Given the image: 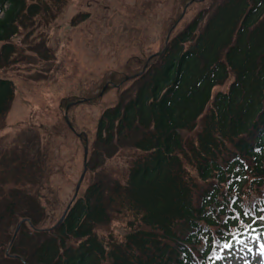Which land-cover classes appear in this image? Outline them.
<instances>
[{"label": "trees", "instance_id": "16d2710c", "mask_svg": "<svg viewBox=\"0 0 264 264\" xmlns=\"http://www.w3.org/2000/svg\"><path fill=\"white\" fill-rule=\"evenodd\" d=\"M67 2L0 0V74L15 70L27 51L15 39L48 28ZM203 11L168 38L161 55H149L140 76L149 56L133 59L138 71L126 63L131 72L103 76L100 91L110 82L118 86L103 93L118 88L115 103H99L100 92L82 95V84L80 97L61 99L63 110L79 98L89 100L73 106L102 108L96 143L112 146V156L116 139L125 140L122 147L132 151L127 167L92 175L58 226L42 227L36 198L0 195L7 200L0 210V264H215L213 241L264 230L258 219L264 216V0H219ZM125 77L134 83L123 90ZM15 95V84L0 77V131ZM73 106L69 120L88 143ZM37 185L21 189L34 192Z\"/></svg>", "mask_w": 264, "mask_h": 264}, {"label": "rangeland", "instance_id": "374dc122", "mask_svg": "<svg viewBox=\"0 0 264 264\" xmlns=\"http://www.w3.org/2000/svg\"><path fill=\"white\" fill-rule=\"evenodd\" d=\"M216 1H196L187 11L180 0H68L48 28L36 31L29 40L24 34L17 37L15 42H22L27 51L15 70L0 74L16 86L5 128L0 131V195L7 196L8 191L12 198L17 193L24 199L36 198L43 208L42 227L54 225L71 200L83 169V143L64 123L61 99L80 97L79 84L84 89L82 95H96L101 92V79L110 71L120 75L138 71L135 57L145 59L159 52L167 36L173 38L199 12L211 10ZM126 63L131 70L124 67ZM133 83H125L123 90ZM118 94V88H112L99 103L113 104ZM101 113V107L88 103L73 106L70 113L78 129L88 136L87 172L79 195L92 175L104 177L111 170L127 167L132 152L122 147L127 146L122 138L114 142L117 151L112 156V146L96 143ZM40 159L45 166L43 176L50 174L47 178L40 175ZM32 181L38 184L34 192L21 189ZM5 196L0 197V210L7 201L2 200ZM243 241L223 252L218 249L215 254L224 259L215 264H264V231Z\"/></svg>", "mask_w": 264, "mask_h": 264}, {"label": "water", "instance_id": "95a60500", "mask_svg": "<svg viewBox=\"0 0 264 264\" xmlns=\"http://www.w3.org/2000/svg\"><path fill=\"white\" fill-rule=\"evenodd\" d=\"M193 1H198V0H193ZM189 4H190V3H188L187 6H188ZM183 13H184V12H183ZM183 13H182V15H183ZM161 53H162V52H161ZM161 53H156V54H154V55H160ZM150 58H151V57L148 58L147 62L144 64V66H143L141 72L138 73L136 76L141 75V74L145 71V69L147 68L148 61L150 60ZM125 80L128 81V80H129V77L125 78ZM110 85H111V86H115V85L112 84V83H111ZM107 86H108V85H105L104 88L101 90V92H100V96L103 95V92L105 91V89L107 88ZM83 101H86V100H83ZM71 105H74V103H70V104H68V105L65 107V109H64V121H65L67 127H68V128H69V129H70V130H71L76 136L80 137L81 135L76 133V131L74 130V128H73V126H72V124H71V122H70V120H69V118H68V114H67V113H68V110H69V108H70ZM84 143H85V144H84V146H83V170H82V173H81V175H80V177H79V180H78V182H77V184H76V186H75L74 194H73V197H72L70 203H69V204L67 205V207L65 208L63 214L61 215V217L59 218V220L57 221V223L55 224V226H58V225L63 221V219H64V217H65L67 211L70 209V206H71L72 202H73V201L76 199V197H77V194H78V191H79L80 185H81V183H82V181H83V179H84V176H85V174H86V171H87V156H88V144H87V139H86V138L84 139ZM18 230H19V226H17V228L15 229V232H14V235H13V239L15 238V236H16Z\"/></svg>", "mask_w": 264, "mask_h": 264}, {"label": "snow or ice", "instance_id": "6c2138e0", "mask_svg": "<svg viewBox=\"0 0 264 264\" xmlns=\"http://www.w3.org/2000/svg\"><path fill=\"white\" fill-rule=\"evenodd\" d=\"M242 215L243 216H249L250 214L248 212H244ZM234 219H236L238 223H241V224L244 223V221H243V219H242L241 216L234 217ZM258 219L261 220V221H264V216H260V217H258ZM254 222L255 221H253V223ZM245 228H246V230H247V228H251V224H247L245 226ZM236 235L237 234H234L233 237H232V240L225 241L224 243H220L219 241H213V243L214 244H218L220 251L223 252L224 250L231 249L233 247V241L234 240L237 243H240V244H243L244 243L243 240H237L236 239ZM262 251H264V249H262ZM223 259H224V257L222 255H219L218 253L215 254V256H214V261L215 260H223Z\"/></svg>", "mask_w": 264, "mask_h": 264}, {"label": "bare ground", "instance_id": "6f19581e", "mask_svg": "<svg viewBox=\"0 0 264 264\" xmlns=\"http://www.w3.org/2000/svg\"><path fill=\"white\" fill-rule=\"evenodd\" d=\"M256 252H258V253H259V250H257Z\"/></svg>", "mask_w": 264, "mask_h": 264}]
</instances>
